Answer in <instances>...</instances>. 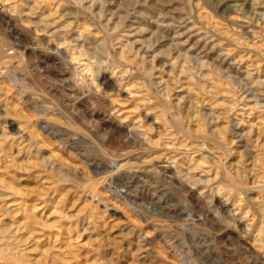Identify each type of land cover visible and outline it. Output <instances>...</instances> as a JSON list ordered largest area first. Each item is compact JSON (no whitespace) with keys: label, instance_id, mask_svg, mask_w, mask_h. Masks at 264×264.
<instances>
[{"label":"rangeland","instance_id":"rangeland-1","mask_svg":"<svg viewBox=\"0 0 264 264\" xmlns=\"http://www.w3.org/2000/svg\"><path fill=\"white\" fill-rule=\"evenodd\" d=\"M217 4L218 0H0V264H179L160 241L161 233L173 230L158 214L204 209L219 213L222 226L240 235L241 243H210L201 264H248L243 244L249 256L264 257V0ZM16 31L37 39L33 53L54 55L56 50L67 60L62 67L57 62L42 65L37 76L33 72L38 59L25 56L34 91L15 80L25 75L22 61L11 56L17 47L11 38ZM61 71L67 76L60 78ZM81 72L92 94L102 96L104 104L96 114L107 108L112 125L143 142L142 163L135 164V171L141 164L172 167L201 200L186 203L170 187L163 201H154L152 212L147 191H139L142 195L129 211L103 188V176L92 175L84 161L73 157L79 153L92 163L105 165L113 159L126 164L123 156L115 159L90 146L88 132L74 131L56 113L66 115L74 105L93 111L69 84L81 83ZM17 90L37 93L35 100L46 99L44 107L55 113H43L41 101L36 108H42L34 113L26 100L21 103ZM156 99L164 119L152 106ZM44 125L53 131L43 133ZM62 130L68 132L62 142L72 140L76 150L51 136ZM109 141L123 146L117 138ZM224 175L233 176V183ZM243 227L248 232L255 229L248 240L240 233Z\"/></svg>","mask_w":264,"mask_h":264},{"label":"bare ground","instance_id":"bare-ground-1","mask_svg":"<svg viewBox=\"0 0 264 264\" xmlns=\"http://www.w3.org/2000/svg\"><path fill=\"white\" fill-rule=\"evenodd\" d=\"M226 4V3H225ZM217 5H222L223 6V0H218V4ZM101 7V6H100ZM228 7V6H227ZM5 18V17H4ZM2 18V19H4ZM144 18V17H143ZM5 20V19H4ZM3 21H1L2 23ZM5 22V21H4ZM10 22V21H8ZM7 24V23H6ZM2 25H5V23ZM119 25V24H118ZM10 26V25H8ZM7 26V27H8ZM141 26V25H140ZM5 27V26H4ZM6 27V28H7ZM145 27V26H144ZM147 28V27H146ZM143 29V28H142ZM148 29V28H147ZM10 30V28H9ZM152 32V31H151ZM155 33V32H153ZM152 33V34H153ZM159 33V32H157ZM141 35V34H140ZM11 38H15V42L17 43V47L15 50H13V55L16 57V59L21 60L22 64L25 68L22 71L23 73H25V75H20L18 74L16 76L17 82H21V86L25 89L29 88L32 89L31 87V83H30V79H31V75L28 71H26L28 69V61L25 58V56H28L30 59H32L31 57H36L38 59V66H34V68L36 70H34V74H36L37 76H40V73H38V70L41 69L42 65H54L55 62H57L59 64V66L62 67V64L66 63V59L64 57V55L62 53L57 52L56 50L54 51V55H44V54H35L31 51V47L33 48L34 46H37V39L32 38L29 35H19L18 32H13L12 37ZM152 38H154V36H152ZM6 39V38H5ZM156 39V38H155ZM11 40V39H10ZM7 41V40H6ZM5 42V41H4ZM144 42V41H143ZM8 43V42H7ZM11 43L13 44L14 42L11 41ZM146 43V42H144ZM153 45V44H152ZM151 46V45H149ZM148 48H151L149 47ZM95 47V46H94ZM103 47L106 49V45L105 43L103 44ZM131 47V46H130ZM10 49H12L11 47H9ZM103 48V49H104ZM125 48V47H124ZM127 48V47H126ZM125 48V49H126ZM132 48V47H131ZM95 49H98L97 47H95ZM173 49V48H171ZM35 50V49H34ZM38 50V48H37ZM98 49V52H103L102 50ZM128 50V49H127ZM42 51V50H40ZM44 51V50H43ZM122 51V50H121ZM181 51V50H180ZM50 52V51H49ZM108 52V51H107ZM45 53V51H44ZM96 54H99L97 52H95ZM94 53V54H95ZM101 55V54H99ZM169 55V54H168ZM124 57V56H123ZM185 56H183L184 58ZM186 58V57H185ZM188 58V57H187ZM26 59V61L24 60ZM126 59V58H125ZM34 60V59H33ZM35 61V60H34ZM127 61V60H126ZM32 62V61H31ZM30 62V63H31ZM3 63V62H2ZM10 63V62H9ZM14 63V62H13ZM120 63V62H119ZM11 64V63H10ZM16 64V63H15ZM14 64V65H15ZM33 64V63H32ZM20 65V66H21ZM34 65V64H33ZM32 65V66H33ZM160 65V64H159ZM163 65V64H162ZM15 67V66H14ZM13 67V68H14ZM141 71L143 73L144 68V63L141 62ZM153 67V65H152ZM5 68V67H4ZM151 68V67H150ZM6 69V68H5ZM4 69V70H5ZM11 69V68H10ZM9 69V70H10ZM20 69V68H18ZM16 70V69H15ZM45 70V69H44ZM151 70V69H150ZM20 71V70H19ZM43 71V70H42ZM80 71V70H79ZM173 71V70H171ZM0 72L1 69H0ZM31 72V71H30ZM16 73V71H15ZM15 73H13L12 75H14ZM62 75L60 76V78H63L65 76H67L68 73H65L64 71H61ZM82 73V72H81ZM80 74V73H79ZM144 74V73H143ZM11 75V74H10ZM81 75V74H80ZM122 75V74H121ZM145 75V74H144ZM4 76V75H3ZM6 76V74H5ZM82 78L80 80H82V82L80 83L79 81H74V82H69L70 87L74 90V92H76L81 96H84V98L88 101V107L93 108V111L86 112V110H83L80 106L77 107L76 105L71 106L69 108V112L68 114L66 113L63 114L62 111H57V115L61 118V122L63 121V123L66 126H69L71 129H73L74 131H80V130H85L86 132H88V134L90 135L91 139L90 141H87L88 144L90 146H94L97 149H99L100 151L104 152L105 155L109 156V157H113V158H119L122 157L124 158V160L126 161V164L124 166L119 165L118 161H114L112 159L111 162H108L107 164L105 163V165L102 164H97V163H92V160H87L86 156L82 155V154H73V157L75 156L76 158L85 162V164H87L88 168L91 170L90 172L92 173V175L98 177L99 175L103 176L102 180L103 183H105L104 187L107 192L114 198V200H118L124 207H126V209H128L129 211H133L132 206L135 205V202L138 200V196L142 195V193H148L149 195V206L151 211L154 210V201L156 200L161 202L163 201V193L164 190H166V188L170 187L172 189H174L178 194H180V196L182 197L183 201H185L186 203L189 202V200H201L199 199V196L196 195L191 189V187H188L187 184L185 185L184 183H182V181L180 180V178L178 176H176V174L173 173L172 171V167H162L159 168L157 167V164H154L155 162H153L151 167H144L142 168L141 164V170L139 168H137L139 172L135 171V164H137L136 166H138V163H142L141 159L139 160V158L141 157V155L144 153H139L140 149L143 148V142H141V140H139L136 135H134L133 133L131 134L130 131L128 132L127 130H125L124 128L119 126H114L112 125L111 122V114L107 111H103L102 114H96V111L98 108H101L103 106V100H102V96L100 97L98 94L93 95L91 90H89L90 88L87 87L88 83L84 80L85 76H84V72L82 73ZM216 76V75H215ZM2 77V76H1ZM9 77V76H8ZM33 77V76H32ZM80 77V76H79ZM3 78V77H2ZM7 78V77H6ZM11 78L13 79L14 76ZM219 79V77H217ZM4 79V78H3ZM10 79V78H9ZM59 79V78H58ZM14 80V81H15ZM55 80L57 81V78L55 77ZM213 80V79H212ZM6 81H8V79H6ZM34 81V80H33ZM32 81V82H33ZM219 81V80H218ZM217 82V81H216ZM220 82V81H219ZM6 83V82H5ZM10 83V82H8ZM81 84L82 86L84 85L85 87H87V89L84 91L82 90L78 84ZM107 83V77L103 78L102 82H101V86H105ZM144 83V82H143ZM109 84V83H108ZM219 84V83H218ZM35 85V84H33ZM214 85V84H213ZM14 86V85H13ZM16 86V85H15ZM109 86V85H108ZM114 86V85H113ZM137 86V85H136ZM143 86V85H142ZM5 87V86H4ZM84 87V88H85ZM110 87V86H109ZM116 87V86H115ZM114 87V88H115ZM140 87V86H139ZM146 87V86H145ZM105 88V87H104ZM222 88V87H221ZM147 89V88H146ZM33 90V89H32ZM39 90V88H38ZM145 90V89H144ZM27 91V90H25ZM34 91V90H33ZM219 91V90H218ZM19 95L20 101L23 104V101H25L26 105H32V108L29 107L31 109V111L33 110L34 113L38 112V108H40V105L38 108L37 105L39 103V101L43 103H47V100L42 98V97H38V100L35 98H37V93L33 92L30 93L29 92H22L20 90L16 91ZM51 92V91H50ZM149 92V91H148ZM217 92V91H216ZM40 93V91H39ZM42 94H44L43 92H41ZM152 93V92H151ZM48 94V95H47ZM47 96H49L50 94L47 92ZM217 94V93H216ZM52 95V94H51ZM222 95V93H221ZM220 95V96H221ZM252 95V94H251ZM43 96V95H41ZM45 96V97H47ZM77 96V97H78ZM149 96V95H148ZM50 97V96H49ZM253 97V96H252ZM218 98V97H217ZM40 99V100H39ZM50 99V98H49ZM144 100V99H143ZM147 100V98H146ZM29 101L32 102V104L29 103ZM50 101V100H48ZM58 101V100H57ZM145 101V100H144ZM156 102L153 103V108L159 110V112H161V116L164 117V113H163V106L157 102V99L155 100ZM27 102L29 104H27ZM40 102V103H41ZM146 102V101H145ZM148 102V101H147ZM150 103V102H149ZM145 104V103H144ZM48 105V104H47ZM45 105V106H47ZM235 106V105H234ZM43 107V113H55V111H49L46 107ZM41 107V108H42ZM48 107V106H47ZM109 107V106H108ZM40 108V109H41ZM65 108V107H64ZM63 108V110H64ZM53 109V107H52ZM166 109V107H165ZM100 110V109H99ZM103 110V109H101ZM110 110V109H109ZM149 110V109H148ZM151 110V109H150ZM153 110V109H152ZM151 110V111H152ZM64 112V111H63ZM110 115H109V114ZM38 114V113H37ZM168 114V112H167ZM198 114V113H197ZM157 115V114H156ZM37 116V115H35ZM158 116V115H157ZM171 116V114H170ZM159 117V116H158ZM168 117V115H167ZM166 117V118H167ZM198 117V116H197ZM200 117V116H199ZM105 119H107L105 121ZM147 119V118H146ZM198 119V118H197ZM200 119V118H199ZM197 120L198 122L200 120ZM109 120V121H108ZM116 120V119H115ZM160 120V119H158ZM162 120V119H161ZM170 120V119H169ZM174 121V120H173ZM165 122V121H164ZM168 123V122H167ZM166 123V124H167ZM39 124V123H38ZM117 124V123H116ZM115 124V125H116ZM176 124V123H175ZM118 125V124H117ZM173 125V124H172ZM171 125V126H172ZM177 125V124H176ZM52 129H49L47 127V125H44L43 127H41V131L47 132V131H51ZM57 130V129H55ZM168 130V129H167ZM223 130V129H222ZM53 131V130H52ZM71 132V131H70ZM82 132V131H81ZM171 132V130H170ZM174 132V131H173ZM180 133V132H179ZM51 134V133H50ZM54 134V133H53ZM53 136L54 139H57L59 141V144H63L64 147H66V144H69V149L70 151H74L76 149H74V145L73 142H71L69 140V142H62L63 137L66 135L68 136V132L67 131H58L55 132ZM171 134V133H170ZM221 134V133H220ZM223 134V132H222ZM178 135V134H177ZM176 135V136H177ZM187 135V134H186ZM71 136V135H70ZM144 136V135H143ZM171 136V135H170ZM184 137V136H183ZM188 137V135H187ZM66 138V137H65ZM73 138V137H72ZM82 138V137H81ZM112 138H117L118 140H120L122 142L121 147H115L112 146V144L110 143L109 140H112ZM190 138V136L188 137ZM194 138V137H193ZM225 138V137H224ZM201 139V138H200ZM205 139V137H204ZM174 140V139H173ZM192 140V139H191ZM195 140V139H194ZM203 140V138H202ZM206 140V139H205ZM210 140V139H209ZM208 140V142H209ZM86 141V139H85ZM114 141V140H113ZM143 141V140H142ZM215 141V140H213ZM212 141V142H213ZM192 142V141H191ZM211 142V144H213ZM215 146H218L217 142ZM224 143V142H223ZM57 144V143H56ZM87 144V143H85ZM115 145H118L115 143ZM214 145V144H213ZM221 145V144H220ZM61 146V145H59ZM221 147V146H218ZM62 148V147H61ZM222 148V147H221ZM220 148V149H221ZM145 149V147H144ZM147 149V148H146ZM149 149V148H148ZM147 149V151H148ZM224 149V148H223ZM222 149V151H223ZM152 150V149H151ZM3 151V150H2ZM95 151V150H93ZM146 151V152H147ZM214 151V150H213ZM221 151V150H220ZM67 152V151H66ZM80 152V151H79ZM141 152V151H140ZM219 152V151H218ZM71 153V152H69ZM84 153V152H83ZM215 153V151H214ZM223 153V152H222ZM87 154V153H86ZM122 154V155H121ZM216 154V153H215ZM219 154V153H218ZM88 155V154H87ZM220 155V154H219ZM225 155V154H224ZM218 156V155H217ZM89 157V156H88ZM158 157V156H157ZM225 157V156H224ZM228 157V156H227ZM75 158V159H76ZM108 158V157H107ZM157 159V158H156ZM159 159V158H158ZM162 159V158H160ZM123 160V161H124ZM218 160H220V158H218ZM141 161V162H140ZM76 162V161H75ZM106 162V160L104 161ZM165 163V162H164ZM178 163V162H177ZM112 164H114L116 167L115 169L112 168ZM150 164V163H149ZM139 167V166H138ZM178 167V166H177ZM198 167V166H197ZM199 168V167H198ZM30 169V168H29ZM219 170V169H218ZM115 171V172H114ZM86 172V171H85ZM89 172V173H90ZM114 172V173H113ZM175 172V171H174ZM178 172V171H177ZM219 172V171H218ZM112 173V174H111ZM224 173V172H223ZM179 174V173H178ZM227 174V173H226ZM88 175V174H87ZM225 176V180L226 179H230L233 176H231L230 178H226ZM85 178V177H84ZM222 178V177H221ZM223 179V178H222ZM221 181V180H220ZM86 182V181H85ZM231 182V179H230ZM229 182V183H230ZM89 183V182H88ZM233 183V182H231ZM230 183V184H231ZM6 184V183H5ZM4 184V185H5ZM193 186V185H192ZM237 186V185H236ZM191 188V189H190ZM240 188V187H239ZM238 188V189H239ZM17 189V188H15ZM119 189H122L124 192H121ZM243 189V188H242ZM245 189V188H244ZM8 190V189H7ZM223 190V189H222ZM4 191V190H3ZM139 191H141L142 193L139 194ZM240 191V190H239ZM19 192V191H18ZM225 192V191H224ZM228 192V191H227ZM241 192V191H240ZM244 192V191H243ZM170 194V193H169ZM242 194V193H241ZM246 194V193H245ZM244 194V195H245ZM230 195V194H229ZM94 196V195H93ZM169 196V195H168ZM171 196V195H170ZM198 196V197H197ZM232 196V195H231ZM234 196V195H233ZM246 196V195H245ZM144 197V196H143ZM164 199V198H163ZM241 199V198H240ZM147 201V200H146ZM168 201V200H167ZM241 201V200H240ZM244 201V200H243ZM248 201V200H247ZM191 202V201H190ZM14 203V202H13ZM166 203V202H165ZM182 203V202H181ZM184 203V202H183ZM182 203V204H183ZM192 203V202H191ZM197 203H200L199 201ZM219 203V202H218ZM201 205L199 206H203L202 203H200ZM204 204V203H203ZM119 205V204H118ZM188 204H186L187 207ZM194 205V206H197ZM166 206V204H165ZM192 206V205H191ZM26 207V206H25ZM182 207V206H181ZM185 207V204H184ZM183 207V210H184ZM185 207V208H186ZM193 207V206H192ZM208 207V206H207ZM225 207V206H224ZM172 208V207H170ZM197 208V207H194ZM188 209V208H187ZM190 209V208H189ZM199 208H197L196 210H198ZM201 209V208H200ZM220 209V208H219ZM168 210V209H167ZM171 210V209H170ZM216 210V208H215ZM218 210V209H217ZM169 211V210H168ZM187 211V210H186ZM190 211H192L190 209ZM194 211V210H193ZM187 212L188 214H184V213H180L179 215H176V212H169V213H162L161 215L158 214V216H161L163 219H165L167 221L163 222V224H165L164 226H166V224H168L170 226V228L173 230L171 233H166L163 232V234L161 233L159 235V237H161L160 241L164 244L166 250L170 249L171 254H173L174 258H177L179 264H201L202 262V256H204L205 253H207V250L209 249V244L210 243H214V242H219L221 244H223V246H227V247H233L236 246L238 247L239 244L241 243L240 235H237L232 228H227V227H223V223H222V218L220 217V214H213L209 211H205L201 210L198 212ZM220 212V210H218ZM250 211V210H249ZM261 211V210H260ZM264 211V210H263ZM153 212V211H152ZM217 212V211H216ZM133 213V212H132ZM172 213V214H171ZM225 213V212H224ZM259 213V212H258ZM264 213V212H263ZM138 214V213H137ZM155 214V213H153ZM226 214V213H225ZM230 214V213H229ZM226 216V215H225ZM229 216V215H228ZM253 217V216H252ZM224 218V217H223ZM228 218V217H225ZM235 218V217H234ZM257 218V217H256ZM253 219L255 220V218L253 217ZM252 219V220H253ZM172 220V221H171ZM233 220V219H232ZM253 220V221H254ZM260 220V219H259ZM171 221V222H170ZM178 221L179 224H173V222ZM255 222V221H254ZM256 222H258V219L256 220ZM264 222V221H263ZM162 224V223H161ZM160 225V226H163ZM1 225V224H0ZM223 225V226H222ZM256 225V223H255ZM263 225V224H262ZM156 226V230L160 231L162 228H160ZM237 227V226H236ZM254 227V226H253ZM164 228V227H163ZM244 228V227H243ZM255 228V227H254ZM254 228H251V230L249 229L250 232H248L245 228L243 229V231H241L240 233H242V236L244 234V237L247 239L250 234L255 231ZM235 229V228H234ZM154 230V229H153ZM236 230V229H235ZM239 230V229H238ZM264 230V228H263ZM162 231V230H161ZM160 231V232H161ZM263 232V231H262ZM256 233V232H255ZM3 234V233H2ZM5 236V234H3ZM2 235V236H3ZM158 236V234H157ZM243 237V238H244ZM259 237V236H258ZM1 239V238H0ZM5 239V237H4ZM157 239V238H156ZM159 239V238H158ZM261 239V237L259 238ZM248 240V239H247ZM210 241V242H209ZM156 242V241H155ZM160 242V243H161ZM243 242V240H242ZM260 242V241H259ZM158 243V244H160ZM161 243V244H162ZM218 243V244H219ZM262 243V241H261ZM162 244V246H163ZM216 244V243H215ZM243 244V243H242ZM211 245V244H210ZM264 245V243L262 244ZM2 246V245H1ZM5 246V245H3ZM161 246V247H162ZM244 248L243 251L246 255H248L247 259L249 260L248 264H264V261L260 260L261 258H253L251 256H249L250 254V249L248 248V246H246L245 244H243ZM15 247V246H14ZM264 247V246H263ZM5 248V247H4ZM164 249V247H162ZM264 249V248H263ZM9 250V249H7ZM162 251V250H161ZM209 251V250H208ZM8 252V251H7ZM210 253V252H209ZM167 255V254H166ZM255 255V253H254ZM259 255V253L257 254ZM264 255V254H263ZM13 256V255H12ZM14 257V256H13ZM204 258H206L204 256ZM264 258V257H263ZM262 258V259H263ZM10 262V261H9ZM172 262V261H171ZM227 262V261H226ZM12 264V263H11ZM225 264V263H224Z\"/></svg>","mask_w":264,"mask_h":264}]
</instances>
